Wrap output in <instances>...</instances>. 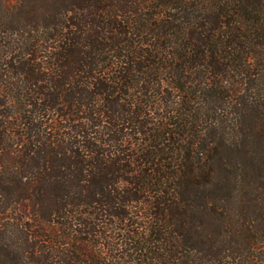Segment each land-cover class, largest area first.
<instances>
[{
    "label": "trees",
    "instance_id": "1",
    "mask_svg": "<svg viewBox=\"0 0 264 264\" xmlns=\"http://www.w3.org/2000/svg\"><path fill=\"white\" fill-rule=\"evenodd\" d=\"M0 264H264V0H0Z\"/></svg>",
    "mask_w": 264,
    "mask_h": 264
}]
</instances>
